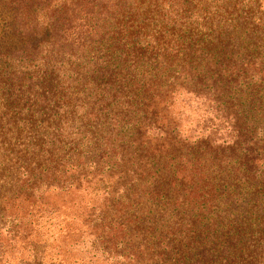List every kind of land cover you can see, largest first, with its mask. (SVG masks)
Returning a JSON list of instances; mask_svg holds the SVG:
<instances>
[{
    "label": "trees",
    "instance_id": "1",
    "mask_svg": "<svg viewBox=\"0 0 264 264\" xmlns=\"http://www.w3.org/2000/svg\"><path fill=\"white\" fill-rule=\"evenodd\" d=\"M0 3V264H264V0Z\"/></svg>",
    "mask_w": 264,
    "mask_h": 264
},
{
    "label": "rangeland",
    "instance_id": "2",
    "mask_svg": "<svg viewBox=\"0 0 264 264\" xmlns=\"http://www.w3.org/2000/svg\"><path fill=\"white\" fill-rule=\"evenodd\" d=\"M7 13L5 12V10L2 8V5L0 3V40H4V35L7 36V34H9V28H11L10 26V17H6ZM6 259H7V263L6 264H18L17 261V257H9L8 255H5ZM46 261V260H45Z\"/></svg>",
    "mask_w": 264,
    "mask_h": 264
}]
</instances>
